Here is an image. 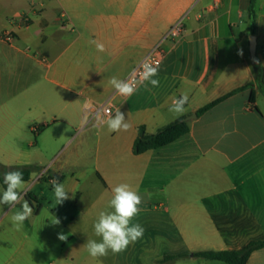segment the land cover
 <instances>
[{
  "label": "crops",
  "instance_id": "0c3cea01",
  "mask_svg": "<svg viewBox=\"0 0 264 264\" xmlns=\"http://www.w3.org/2000/svg\"><path fill=\"white\" fill-rule=\"evenodd\" d=\"M250 7L251 0H0V138L13 141L20 129L33 134L60 125L80 137L88 132L86 120L93 123L85 106L110 104L129 127L112 132L95 171L111 196L114 186L126 183L142 202L173 213L170 230L194 235L177 255L241 250L264 240V89L255 82V66L264 68V0H255L256 64ZM181 19L182 37L164 41ZM7 32L14 35L11 43L3 40ZM160 43L167 56L153 77L159 86L140 84L131 96L118 94L111 79L126 80ZM183 93L189 100L177 117L169 109ZM188 117L189 132L177 141L133 153L140 127L154 134ZM55 178L64 183L61 174ZM74 238L67 231L44 235L45 247L33 248L30 237L12 234L0 264H91L81 261L84 251ZM247 264H264V248Z\"/></svg>",
  "mask_w": 264,
  "mask_h": 264
},
{
  "label": "rangeland",
  "instance_id": "374dc122",
  "mask_svg": "<svg viewBox=\"0 0 264 264\" xmlns=\"http://www.w3.org/2000/svg\"><path fill=\"white\" fill-rule=\"evenodd\" d=\"M244 21L239 23L240 27L244 26ZM235 32H238L236 28ZM85 125L89 127L88 132L76 138L72 137L70 129L61 125L42 128L39 133L33 134L26 127L20 129L19 137L13 141L0 138V190L5 187V167H40V171L25 183L23 199L19 203L11 208L0 205V250L5 249L6 240L12 234L15 237H30L33 248H43L44 235L67 231L74 234L75 243L84 251L81 261L88 260L91 264H226L197 257L193 252L177 255L178 250L186 248L187 242H193L194 235L191 233L188 238H183L177 229L170 230L167 219L173 213L149 201L139 205V214L132 221L144 228L142 238L121 253L112 254L109 251L106 257H90L84 244L88 239L100 240L94 233L93 225L101 211H112L109 207L112 196L95 171L97 161L108 147L112 132L106 124H89V119ZM23 131L27 133L23 134ZM66 132H69L67 137L60 139L59 136ZM58 174L63 176V184L70 198L56 205L51 181ZM28 193L32 196L27 197ZM25 200L33 213L18 230L11 218L21 210ZM55 217L60 221L58 225L51 223ZM222 246L226 248L227 244L223 243ZM167 256L179 258L174 262L162 263Z\"/></svg>",
  "mask_w": 264,
  "mask_h": 264
},
{
  "label": "clouds",
  "instance_id": "9594fccd",
  "mask_svg": "<svg viewBox=\"0 0 264 264\" xmlns=\"http://www.w3.org/2000/svg\"><path fill=\"white\" fill-rule=\"evenodd\" d=\"M96 46L97 51L103 52L104 45L98 41H90ZM158 74V66H153L147 60L140 65L139 76L135 74L129 80H119L113 77L110 81L118 94L123 96H131L139 84H150L152 87L159 86V80L154 79ZM147 82V83H145ZM189 97L187 93H183L179 98L173 99L169 111L173 112L177 117L182 116L186 109ZM99 120V118H98ZM106 124L110 132H118L127 130L129 125L126 122L125 114L119 109L114 115L102 121ZM227 135V133H225ZM25 181L23 173L19 170L7 171L3 173V184L5 187L0 190V205H7L9 208L19 203L23 199V191L25 189ZM52 195L56 205L62 204L70 198L69 192L65 190L63 183L57 178L51 181ZM142 198L137 191L133 190L128 184L120 183L112 188V198L109 201V207L112 211H101L97 221L94 223V233L100 240L88 239L84 244L88 254L93 259L106 257L111 251L112 254H118L127 249L130 244L135 243L142 238L144 228L139 223H132L133 219L139 214V205ZM33 213L27 200L24 201L20 211L12 215V222L19 230ZM53 225L60 223L56 217L51 220ZM60 240H65L66 236L60 234Z\"/></svg>",
  "mask_w": 264,
  "mask_h": 264
},
{
  "label": "trees",
  "instance_id": "16d2710c",
  "mask_svg": "<svg viewBox=\"0 0 264 264\" xmlns=\"http://www.w3.org/2000/svg\"><path fill=\"white\" fill-rule=\"evenodd\" d=\"M249 15L251 19L252 29L251 33L255 34V24H256V11H255V0H251V7L249 10ZM255 75H256V84L259 88L264 89V68L261 65L257 64L255 66ZM253 84H249L250 86ZM240 89L235 90L215 101L206 105L198 111V114H203L223 102L227 98L233 96ZM189 132V125L184 118H180L162 128H160L154 134H148L144 127L139 128V134L136 138L133 145V153L135 155H141L147 153L151 150H157L159 148L168 146L173 142L177 141L182 136L186 135ZM7 171L19 170L23 173V179L25 182H29L32 178V175L40 171L38 166H25V167H5ZM27 197H31V194H26ZM264 248V240L254 241L248 244L241 250H221V251H202L195 254V256L204 258L211 261L224 262L226 264H247L250 256ZM177 256H167L162 263L174 262L177 260Z\"/></svg>",
  "mask_w": 264,
  "mask_h": 264
},
{
  "label": "built area",
  "instance_id": "2783aa9c",
  "mask_svg": "<svg viewBox=\"0 0 264 264\" xmlns=\"http://www.w3.org/2000/svg\"><path fill=\"white\" fill-rule=\"evenodd\" d=\"M28 1L30 3H35L36 0H28ZM200 1L201 0H191L193 5H196ZM33 9L35 10V4L33 5ZM21 19L24 26L30 25L31 18L29 15H24L21 17ZM184 29H185L184 21L183 19H181L177 23H175L173 27L169 30L164 41L165 40H169L170 42L177 41L182 37ZM3 40L7 43H11L14 40V35L9 32L4 33ZM166 56H167V52L163 48L162 43H160L133 69V71L128 75L126 80H129L133 76V74H135L138 77L140 71V65L146 60L149 63H151L153 66H158L159 69L162 66ZM139 85H137V88L139 87ZM84 112L85 115L90 116L92 118L91 120L98 125H103L104 123L102 121L106 120L109 117V115H113V109L110 104H104L102 106L87 104L85 106Z\"/></svg>",
  "mask_w": 264,
  "mask_h": 264
},
{
  "label": "water",
  "instance_id": "95a60500",
  "mask_svg": "<svg viewBox=\"0 0 264 264\" xmlns=\"http://www.w3.org/2000/svg\"><path fill=\"white\" fill-rule=\"evenodd\" d=\"M250 54H251V60L254 64L258 62L257 58V37L255 35L250 36ZM197 114H194V117H196ZM190 117L186 118L185 121H189Z\"/></svg>",
  "mask_w": 264,
  "mask_h": 264
}]
</instances>
